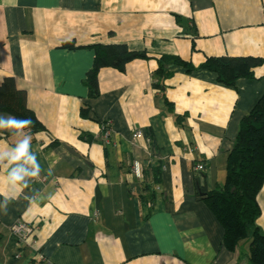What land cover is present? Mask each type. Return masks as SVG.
Wrapping results in <instances>:
<instances>
[{"label": "crops", "instance_id": "obj_1", "mask_svg": "<svg viewBox=\"0 0 264 264\" xmlns=\"http://www.w3.org/2000/svg\"><path fill=\"white\" fill-rule=\"evenodd\" d=\"M96 43L147 58L100 68L89 97ZM163 54L195 66L220 55L263 63L234 86L176 66L157 89ZM5 76L44 129L0 130V152L31 135L40 165L10 187L0 162V264H251V232L228 250L204 193L223 185L239 122L264 94V0H0ZM257 202L264 233V181ZM19 220L33 227L24 241L10 231Z\"/></svg>", "mask_w": 264, "mask_h": 264}, {"label": "trees", "instance_id": "obj_2", "mask_svg": "<svg viewBox=\"0 0 264 264\" xmlns=\"http://www.w3.org/2000/svg\"><path fill=\"white\" fill-rule=\"evenodd\" d=\"M70 46V45H66ZM94 50L91 68L85 75L89 97L99 95L97 73L102 67L124 70L135 58H147L144 51L129 50L124 43L90 45ZM155 71L153 86L162 88L163 79L171 75L172 67H183L187 72L205 69L216 74L217 81L234 86L239 78H253L254 71L263 63L256 56H207L195 66L175 55H161ZM0 112L11 113L18 119H29L25 129L30 133L43 130L33 110L27 104V94L18 88L11 76L0 82ZM264 181V94L239 122L234 144L228 153L226 177L221 187L204 193L207 204L223 227V245L236 251L251 232L249 260L251 264H264V233L260 232L256 219L260 214L257 193ZM28 223V222H27ZM30 224V223H29Z\"/></svg>", "mask_w": 264, "mask_h": 264}, {"label": "clouds", "instance_id": "obj_3", "mask_svg": "<svg viewBox=\"0 0 264 264\" xmlns=\"http://www.w3.org/2000/svg\"><path fill=\"white\" fill-rule=\"evenodd\" d=\"M30 124L29 119H18L11 113H0V130L21 132L29 128ZM31 140V135L25 136L15 147L0 152V162H6L9 166L7 182L10 187L24 186L27 178L39 174L40 165L31 151Z\"/></svg>", "mask_w": 264, "mask_h": 264}, {"label": "built area", "instance_id": "obj_4", "mask_svg": "<svg viewBox=\"0 0 264 264\" xmlns=\"http://www.w3.org/2000/svg\"><path fill=\"white\" fill-rule=\"evenodd\" d=\"M133 138H140L143 137V132L141 129H136L133 134ZM101 139L104 141V143H108L110 139V130L107 128H103L102 134H101ZM147 140V139H146ZM195 170L200 173L204 170V165L202 163H198L195 166ZM11 233L19 240V241H24L32 232H33V227L31 224L25 222V221H16L14 224L11 225L10 227Z\"/></svg>", "mask_w": 264, "mask_h": 264}, {"label": "water", "instance_id": "obj_5", "mask_svg": "<svg viewBox=\"0 0 264 264\" xmlns=\"http://www.w3.org/2000/svg\"><path fill=\"white\" fill-rule=\"evenodd\" d=\"M65 147H66V149H67L69 152H71V153H73V154H75V155H80V154L76 153L75 150H74L73 148H71V147H69V146H65Z\"/></svg>", "mask_w": 264, "mask_h": 264}]
</instances>
